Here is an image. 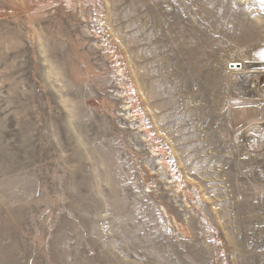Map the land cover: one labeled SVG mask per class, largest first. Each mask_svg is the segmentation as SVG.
<instances>
[{
	"label": "rangeland",
	"instance_id": "1",
	"mask_svg": "<svg viewBox=\"0 0 264 264\" xmlns=\"http://www.w3.org/2000/svg\"><path fill=\"white\" fill-rule=\"evenodd\" d=\"M0 264H264V0H0Z\"/></svg>",
	"mask_w": 264,
	"mask_h": 264
},
{
	"label": "built area",
	"instance_id": "2",
	"mask_svg": "<svg viewBox=\"0 0 264 264\" xmlns=\"http://www.w3.org/2000/svg\"><path fill=\"white\" fill-rule=\"evenodd\" d=\"M232 66H234V67H235V66H237V65H235V64H234V65H232Z\"/></svg>",
	"mask_w": 264,
	"mask_h": 264
}]
</instances>
